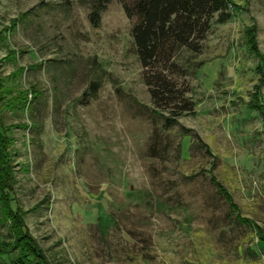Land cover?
<instances>
[{
    "label": "rangeland",
    "instance_id": "rangeland-1",
    "mask_svg": "<svg viewBox=\"0 0 264 264\" xmlns=\"http://www.w3.org/2000/svg\"><path fill=\"white\" fill-rule=\"evenodd\" d=\"M134 1L94 26L78 0H0V179L29 236L0 217V264H264L211 183L264 236V0H227L189 78L195 113L171 127L152 111Z\"/></svg>",
    "mask_w": 264,
    "mask_h": 264
},
{
    "label": "trees",
    "instance_id": "trees-1",
    "mask_svg": "<svg viewBox=\"0 0 264 264\" xmlns=\"http://www.w3.org/2000/svg\"><path fill=\"white\" fill-rule=\"evenodd\" d=\"M112 1L78 0L90 9L89 20L94 26H99ZM124 8L134 21L131 35L154 107L152 111L165 121L166 126H175L180 117L195 113V102L188 96L191 90L189 78L205 64L197 61V57L202 54L214 20L219 24L229 21L233 15L232 7L227 0H135L131 5L125 2ZM101 86V77L92 80L85 95L95 96ZM211 183L229 206L227 216L237 224L253 227L264 242L261 229L240 213L229 190L215 177L211 178ZM10 190L9 181L1 178L0 217L9 223L13 238L28 239L23 231L21 211L12 208ZM3 254L0 250V256ZM19 263L25 264L21 258ZM30 264L51 263L45 256H37L36 262Z\"/></svg>",
    "mask_w": 264,
    "mask_h": 264
}]
</instances>
